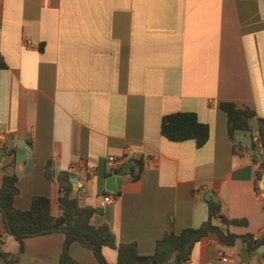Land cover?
<instances>
[{"label":"crops","instance_id":"0c3cea01","mask_svg":"<svg viewBox=\"0 0 264 264\" xmlns=\"http://www.w3.org/2000/svg\"><path fill=\"white\" fill-rule=\"evenodd\" d=\"M0 60V187L3 175L17 176V209H29L40 195L57 215V177L73 173L70 196L96 210L91 225H106L117 244L135 242L150 256L164 234L206 220L209 194L223 218L246 220L225 229L252 235L255 249L248 252L240 240L222 246L209 234L181 264H264L261 157L250 148L256 122L232 141L218 109L231 102L264 118L263 0H0ZM193 111L209 127L201 148L160 135L163 115ZM23 142L32 160L27 173L16 161ZM109 156L125 164L113 171ZM136 161L142 170L132 179ZM79 164L84 171L75 169ZM115 172L122 183L112 193L105 178ZM106 195L112 203H103ZM63 243L60 232L31 236L18 252L6 236L0 251L16 259L0 264H59ZM67 253L97 264L76 242ZM102 254L116 263L115 249L103 247Z\"/></svg>","mask_w":264,"mask_h":264},{"label":"trees","instance_id":"16d2710c","mask_svg":"<svg viewBox=\"0 0 264 264\" xmlns=\"http://www.w3.org/2000/svg\"><path fill=\"white\" fill-rule=\"evenodd\" d=\"M3 66L4 63L0 60V67ZM218 109L225 114L226 132L232 141L236 133L250 132L251 121L256 122L257 137L252 141L250 148L255 151L256 143L262 147V152H259L261 163L256 171V180H259L264 174V118H258L254 110L249 107L237 108L231 102H219ZM159 131L160 135L170 142L192 140L196 148H201L207 142L209 135L208 125L200 122L194 111L170 112L163 115L160 119ZM236 147L238 146L235 145L234 149ZM141 170V161H136L133 165H129L128 172L132 179H137ZM44 174L46 177L50 176L49 162L45 164ZM58 190L59 213L57 215L51 212L50 199L40 195L31 198L29 209L20 210L14 206V198L18 194L17 176L3 175L0 187V212L5 226V235H0V244L4 243L6 236H10L17 242L18 252H20L25 238L60 232L64 235V243L59 264H80L67 253L68 246L73 242L89 249L97 264H108L102 254L103 247L117 251L115 264H151L152 261L157 264H181L190 255L192 246L209 234H214L217 242L222 246H231L236 240H240L248 252L255 249L252 235L224 234L218 226L211 224L212 218H217L229 225L241 226L246 225V220L223 218L219 214V203L210 197L203 198L207 204L208 213L206 220L199 227L185 228L178 234L172 232L164 234L155 242L154 253L143 256L138 253L135 242L117 244L106 225L99 227L91 225L90 219L96 210L70 196L71 186L67 173L60 176ZM258 242L264 243V236ZM0 258L6 262H13L16 259L11 254L1 251Z\"/></svg>","mask_w":264,"mask_h":264},{"label":"water","instance_id":"95a60500","mask_svg":"<svg viewBox=\"0 0 264 264\" xmlns=\"http://www.w3.org/2000/svg\"><path fill=\"white\" fill-rule=\"evenodd\" d=\"M19 149L16 152V161L24 162V172L27 173L32 167V160L28 156V151L30 150V146L25 142L18 145ZM126 170V168H125ZM69 181L75 182V175L72 173L69 175ZM59 180V176L57 177V181ZM122 183V173L115 172L105 178V189L109 192L116 193L120 189V185ZM259 188L264 192V174L262 178L258 182ZM211 196L209 194L206 195V198L209 199ZM211 224L214 226H218L224 234L226 232L227 224L217 218H212ZM255 243V242H254ZM184 261V260H183ZM151 264H156L155 261H152Z\"/></svg>","mask_w":264,"mask_h":264},{"label":"built area","instance_id":"2783aa9c","mask_svg":"<svg viewBox=\"0 0 264 264\" xmlns=\"http://www.w3.org/2000/svg\"><path fill=\"white\" fill-rule=\"evenodd\" d=\"M23 44L25 47H29L31 45L30 43V40H29V37L28 36H24L23 37ZM3 137L0 136V140L2 139ZM258 152H262V147L259 143H256V148H255ZM152 163V162H151ZM125 164V160L122 159V158H117V157H113V156H109L106 158V165L113 171L116 170V168H119L121 166H123ZM75 169L77 170H80V171H84L85 170V166L82 165V164H79ZM256 195L257 196H260V195H264L262 193V191H260L259 189L256 190ZM114 200V197L112 195H106L104 198H103V203L104 204H110L112 203ZM229 256L226 255V254H222L220 256V260L224 263L228 262L229 261ZM232 264H236V263H232Z\"/></svg>","mask_w":264,"mask_h":264}]
</instances>
